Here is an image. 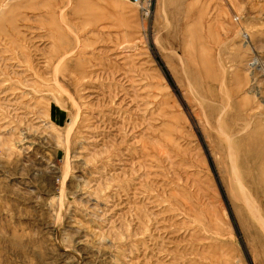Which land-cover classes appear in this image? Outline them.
<instances>
[{
	"label": "rangeland",
	"instance_id": "374dc122",
	"mask_svg": "<svg viewBox=\"0 0 264 264\" xmlns=\"http://www.w3.org/2000/svg\"><path fill=\"white\" fill-rule=\"evenodd\" d=\"M0 264H264V0H0Z\"/></svg>",
	"mask_w": 264,
	"mask_h": 264
},
{
	"label": "built area",
	"instance_id": "2783aa9c",
	"mask_svg": "<svg viewBox=\"0 0 264 264\" xmlns=\"http://www.w3.org/2000/svg\"><path fill=\"white\" fill-rule=\"evenodd\" d=\"M131 2L136 3L141 10H146L148 8L149 0H130Z\"/></svg>",
	"mask_w": 264,
	"mask_h": 264
},
{
	"label": "bare ground",
	"instance_id": "6f19581e",
	"mask_svg": "<svg viewBox=\"0 0 264 264\" xmlns=\"http://www.w3.org/2000/svg\"><path fill=\"white\" fill-rule=\"evenodd\" d=\"M136 4V3H135ZM232 138V137H231ZM230 140V139H229ZM233 164V163H232Z\"/></svg>",
	"mask_w": 264,
	"mask_h": 264
}]
</instances>
